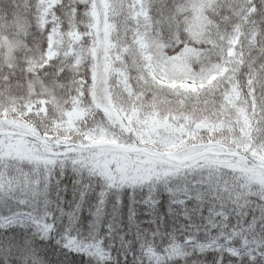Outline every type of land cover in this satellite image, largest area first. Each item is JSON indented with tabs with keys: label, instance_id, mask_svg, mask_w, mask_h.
<instances>
[{
	"label": "snow or ice",
	"instance_id": "snow-or-ice-1",
	"mask_svg": "<svg viewBox=\"0 0 264 264\" xmlns=\"http://www.w3.org/2000/svg\"><path fill=\"white\" fill-rule=\"evenodd\" d=\"M0 264H264V0H0Z\"/></svg>",
	"mask_w": 264,
	"mask_h": 264
}]
</instances>
